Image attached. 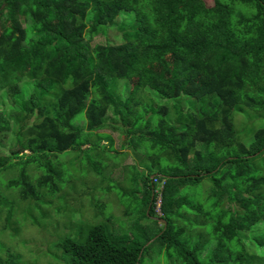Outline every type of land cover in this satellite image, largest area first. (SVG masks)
<instances>
[{
	"label": "trees",
	"instance_id": "16d2710c",
	"mask_svg": "<svg viewBox=\"0 0 264 264\" xmlns=\"http://www.w3.org/2000/svg\"><path fill=\"white\" fill-rule=\"evenodd\" d=\"M211 2L0 0V95L9 97L10 88L23 79V89L13 95L18 112L8 119L0 109V135L10 133L11 114L39 120L36 130L26 127L12 137L23 150V200L44 194L42 188L50 197L60 192L64 174L50 155L84 148L92 142H85L87 132L104 135L99 131L112 110L126 137L152 151L148 158L156 170L163 167L167 179L179 180L165 182L159 217L150 177L141 179L144 194L136 204L126 203L125 215H134L130 225L139 224L141 213L159 227L149 245L160 241L179 264H264V0ZM108 29L121 36L119 43L106 39L89 45L91 35ZM161 61L170 62L164 79L152 78L149 67ZM190 73L197 89L175 95L176 80ZM135 77L146 81L126 89L121 101L116 82L123 80L127 88ZM148 88L165 101L146 107L157 114L155 122L136 109L145 101L141 97L156 104ZM181 97H189L197 112L181 111ZM81 112L86 132L73 123ZM247 112L257 126L244 135L245 143L233 130V114ZM129 113L132 121L125 117ZM233 145L239 153L219 156ZM12 161L9 154L0 155V170ZM26 164L42 172L33 174L32 182ZM199 165L203 168L194 170ZM202 177L211 182L204 201L166 196L169 189L196 185ZM177 220L183 223L174 225ZM118 238L106 225L95 224L83 241L66 237L56 246L67 264H141L149 238L132 244ZM8 258L13 264V256Z\"/></svg>",
	"mask_w": 264,
	"mask_h": 264
},
{
	"label": "rangeland",
	"instance_id": "374dc122",
	"mask_svg": "<svg viewBox=\"0 0 264 264\" xmlns=\"http://www.w3.org/2000/svg\"><path fill=\"white\" fill-rule=\"evenodd\" d=\"M205 1L209 4L212 3L211 0ZM114 33L108 29L105 34L91 35L90 41H86L90 46L96 43H105L106 39L119 43L121 36H115ZM164 67H170V62L161 61L150 66L152 78L163 80L165 77ZM161 75L163 76L161 77ZM139 80L142 79L139 77L131 79L127 88H125L123 80L116 82L115 93L121 98V101L127 97L126 89H132ZM142 81H146V79ZM196 81V76L193 73L189 74L188 79L176 80L175 95L181 92L193 93L198 86ZM22 89L23 79L21 78L17 82V87L13 85L10 88L9 97L6 96L5 98L0 95V109L6 118H10L11 112H18V108L13 105V95ZM148 89L149 95L154 98L156 104L148 99L149 96L141 97V100L145 99V101H142L136 109H141V115L144 118L150 116L155 122L157 114L146 107L162 105L165 101L157 94L151 93L150 88ZM91 97L90 94L89 99ZM34 99L33 96V103ZM190 101L189 97L179 99L181 111L185 113L197 112L194 110L195 105L191 104ZM171 103L169 102V104ZM128 107L129 111L134 109L132 103ZM143 108L148 111L146 116H144ZM243 114H233V130L237 137L240 136L242 141L248 143L249 141L245 140L244 135L248 136L252 126H257V118L254 115L249 116L248 112ZM11 117L10 133L5 132L0 135V155L9 154L12 160H15L0 170L1 264L10 262L9 255L13 256V264H67V256L56 246V243L66 237L83 241L88 230L95 224H104L110 228L119 237L118 242L123 241L126 244H132L135 241L145 242L146 238H149L145 242V246L148 247L141 264H179L174 258H170L166 254V250L160 241L156 240L149 245L150 240L157 236L156 234L150 238L159 230L157 224H151L150 220L143 218L140 213L139 224L130 225L134 222L133 212L128 216L125 215L126 203L136 204V198L142 197L144 194L141 179L146 180L151 175L158 174L165 182L168 180L169 185L175 184L179 180L167 179L169 175L162 169L163 167L157 169L160 170V173L157 172L156 166L152 165V161L148 158L152 151L148 150L149 147H143L138 139L132 141L126 137L125 133L121 131L119 115L116 116L110 110L106 118V128L99 131L104 135H100L96 131L87 132L85 142H92L84 148L81 146L76 150L69 149L61 153L51 154L52 164L59 167L64 174L60 181L61 186L57 183L60 192L50 197V191L42 188L44 194L37 193V198L27 200H23L20 196L21 186H23L21 170L24 160L23 150L15 139L12 140V137L23 132V128L34 127L39 120L36 116L25 119L19 114H11ZM125 117L131 121L133 119L130 113L125 114ZM85 122L83 112L73 119V123L86 132ZM134 125L136 127V123ZM127 126L124 124L125 129ZM83 130L81 131V138L85 135ZM134 135L132 134V137ZM104 136H107L105 141L102 140L100 143L94 141V139ZM202 147L198 145L197 149L202 150ZM226 153L233 156L239 151L236 145H233L226 151H219V156L223 157ZM191 155L194 157V154ZM31 166L32 164L25 166L29 182L35 180L36 176L33 174H42L41 171L39 173L35 172L34 169L31 170ZM200 166L202 165L194 168V170L203 168ZM13 181L19 182V184L11 186L10 183ZM210 187L209 177H202L196 185L186 184L179 190L169 189L166 191V196L186 195L204 201L210 192ZM3 203L6 205L3 206ZM154 212L156 217L163 214L161 208L158 210L155 206ZM170 218L172 219V217ZM173 222L174 225H178L182 224L183 220ZM148 223L151 224L152 230Z\"/></svg>",
	"mask_w": 264,
	"mask_h": 264
},
{
	"label": "built area",
	"instance_id": "2783aa9c",
	"mask_svg": "<svg viewBox=\"0 0 264 264\" xmlns=\"http://www.w3.org/2000/svg\"><path fill=\"white\" fill-rule=\"evenodd\" d=\"M152 183L157 185V188L154 190V206L160 210L161 204H162V194L161 191L165 185V180L159 178V177H154L152 179ZM159 202V204H158Z\"/></svg>",
	"mask_w": 264,
	"mask_h": 264
},
{
	"label": "clouds",
	"instance_id": "9594fccd",
	"mask_svg": "<svg viewBox=\"0 0 264 264\" xmlns=\"http://www.w3.org/2000/svg\"><path fill=\"white\" fill-rule=\"evenodd\" d=\"M154 176H152V177H150V180H151V182H152V179L154 178V177H159V178H161L158 174H153ZM162 179V178H161ZM154 184V183H153ZM155 185V184H154ZM157 188V185H155V188H154V190ZM153 190V191H154ZM161 194H162V191H161ZM154 195V194H153ZM155 200V199H154Z\"/></svg>",
	"mask_w": 264,
	"mask_h": 264
},
{
	"label": "water",
	"instance_id": "95a60500",
	"mask_svg": "<svg viewBox=\"0 0 264 264\" xmlns=\"http://www.w3.org/2000/svg\"><path fill=\"white\" fill-rule=\"evenodd\" d=\"M152 176H154V175H152ZM152 176H151V177H152ZM158 220H159V221H164V220H162V219H158Z\"/></svg>",
	"mask_w": 264,
	"mask_h": 264
}]
</instances>
